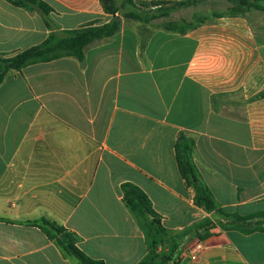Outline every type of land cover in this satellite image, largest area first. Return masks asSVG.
Masks as SVG:
<instances>
[{
	"label": "crops",
	"instance_id": "1",
	"mask_svg": "<svg viewBox=\"0 0 264 264\" xmlns=\"http://www.w3.org/2000/svg\"><path fill=\"white\" fill-rule=\"evenodd\" d=\"M43 1L56 31L113 17L101 0ZM133 2L138 18L124 9L118 32L90 43L84 60L33 64L1 83L0 264H80L32 224L42 218L76 234L92 259L138 264L153 237L124 203L126 182L171 233L156 238L170 264H264V232L225 229L195 204L175 149L181 133L194 140L196 175L218 209L264 212V11L231 15L238 0ZM51 28L0 0V55L41 44ZM205 220L216 225L200 239ZM198 241L206 248L191 259Z\"/></svg>",
	"mask_w": 264,
	"mask_h": 264
},
{
	"label": "trees",
	"instance_id": "2",
	"mask_svg": "<svg viewBox=\"0 0 264 264\" xmlns=\"http://www.w3.org/2000/svg\"><path fill=\"white\" fill-rule=\"evenodd\" d=\"M16 7H24L36 10L44 19L49 28L51 24L48 20L52 8L43 0H9ZM103 8L107 14L112 15V19L105 24H90L86 27L75 30H51L49 36L41 44L30 47L14 56L6 57L0 55V85L6 75L11 71H21L22 69L38 63H46L63 57H74L79 61L84 60L85 48L96 40H102L113 36L120 27V15L124 9L130 8L129 17L138 18L137 6L133 0H101ZM120 2V4H119ZM119 4V5H118ZM257 9L264 11V4L254 3L247 0H238L231 9L230 14H242L244 9ZM119 14L116 16V14ZM169 30L176 29L175 25L166 26ZM194 140L181 133L177 139L175 149L180 173L186 185L193 189L194 202L203 207L208 212L216 211L221 219V227L232 228L242 233L249 234L255 231L264 232V212L241 216L238 213H227L218 209L212 192L202 184L195 171L193 163ZM123 200L141 221L143 228L153 237V245L150 247L148 255L138 264H170L172 257L157 253L156 238L170 235L162 224L159 216L152 207L149 197L142 189L133 183L126 182L122 186ZM47 237L54 241L56 245L67 255L72 256L80 264H105L103 261L95 260L77 247L78 236L68 231L62 225L46 218L33 222ZM216 224L210 220H205L194 230L200 239H203ZM176 241V252H180L183 245L178 244L182 237H173Z\"/></svg>",
	"mask_w": 264,
	"mask_h": 264
},
{
	"label": "built area",
	"instance_id": "3",
	"mask_svg": "<svg viewBox=\"0 0 264 264\" xmlns=\"http://www.w3.org/2000/svg\"><path fill=\"white\" fill-rule=\"evenodd\" d=\"M205 248H206L205 242L203 241L196 242L192 247L189 248V251L193 253V255L191 256V259H196L197 251L203 250ZM157 253L160 254V251H158V249H157Z\"/></svg>",
	"mask_w": 264,
	"mask_h": 264
},
{
	"label": "rangeland",
	"instance_id": "4",
	"mask_svg": "<svg viewBox=\"0 0 264 264\" xmlns=\"http://www.w3.org/2000/svg\"><path fill=\"white\" fill-rule=\"evenodd\" d=\"M119 4H120V2H119ZM119 4H118V5H119Z\"/></svg>",
	"mask_w": 264,
	"mask_h": 264
}]
</instances>
